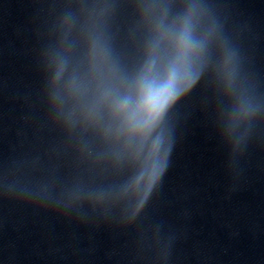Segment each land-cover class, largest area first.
Listing matches in <instances>:
<instances>
[{"label": "clouds", "instance_id": "clouds-1", "mask_svg": "<svg viewBox=\"0 0 264 264\" xmlns=\"http://www.w3.org/2000/svg\"><path fill=\"white\" fill-rule=\"evenodd\" d=\"M208 15L206 6L194 3L170 25L162 18L158 25V39L150 47L147 60L134 79L123 81V92L116 87H104L89 98L83 81L76 75L66 74L63 55L56 50L50 53L49 87L53 101L62 106L73 101L74 106L84 107L89 114H94L101 104L107 105L113 118L119 122L120 130L137 143L143 156L142 178L147 181L145 198L164 176L170 152L165 147L163 134L154 136V133L168 110L199 79L197 66L209 37L215 32L214 27H210L197 35L198 26ZM97 54L104 56L101 45L94 47L93 55ZM231 63L232 55L229 54L224 63L229 77L232 75ZM238 115L247 116L248 108L242 107Z\"/></svg>", "mask_w": 264, "mask_h": 264}]
</instances>
